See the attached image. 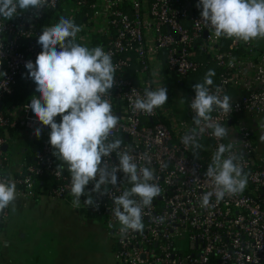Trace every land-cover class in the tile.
Listing matches in <instances>:
<instances>
[{
    "label": "built area",
    "instance_id": "obj_1",
    "mask_svg": "<svg viewBox=\"0 0 264 264\" xmlns=\"http://www.w3.org/2000/svg\"><path fill=\"white\" fill-rule=\"evenodd\" d=\"M201 11L193 0H48L38 16L34 10L24 12L17 7L18 15L13 19L0 17L2 102L13 95L20 80L28 78L26 61L35 62L42 51L37 43L43 30L39 23L47 12H62L64 17L72 18L82 26L77 39L103 47L117 65L116 85L105 98L121 119L110 139L124 141L122 148L131 149L138 168L154 170L158 179L153 182L161 193L143 210V232L129 230L122 234L111 211L115 198L132 186L122 171L117 173L118 185L107 186L109 194L92 193L98 208L84 205L87 197L82 196L80 207L73 209L105 218L107 231L116 242L114 256L119 264H264V141L260 139L264 135V44L253 59L250 56L254 47L250 43L225 37L217 40L214 30L201 21ZM240 49L246 50L249 57L237 55ZM198 54L224 71L218 84L210 87L213 93L217 87L221 97L229 96L233 89L244 92L232 99V112L225 114L217 109L211 113L212 123L229 129L228 137L223 139L213 136V129L205 122L199 127L193 123L195 113L190 103L194 91L187 96L188 119L181 118L173 104L178 85L201 68L195 60ZM232 57L235 63L230 67ZM162 86L168 90L167 103L151 115L134 110L135 99L143 97L146 88ZM30 102L4 105L0 111V177H10L23 199L44 196L72 206L70 173L55 167L54 149L48 142L50 126L42 125L27 108ZM243 115L255 123L249 125L236 119ZM55 120L59 123L61 116ZM19 122L29 135L35 136L37 127L42 132L40 138L35 136L39 141L35 163L25 172L22 168L18 174H9V159L4 151L8 142L3 132ZM193 128L203 146L195 153L190 145L181 142ZM229 140L237 141L232 153L247 174V187L243 193L225 196L219 202L213 195L210 206L201 207L202 194L214 192L215 187L205 175L211 156L220 143L227 145ZM106 159L119 163L115 153ZM42 178L50 179L52 186L47 194L36 196V184ZM94 183L90 182L86 191H91ZM7 217L8 208L0 212V224Z\"/></svg>",
    "mask_w": 264,
    "mask_h": 264
},
{
    "label": "clouds",
    "instance_id": "obj_2",
    "mask_svg": "<svg viewBox=\"0 0 264 264\" xmlns=\"http://www.w3.org/2000/svg\"><path fill=\"white\" fill-rule=\"evenodd\" d=\"M47 2L0 0V17L13 19L18 15L17 7L24 12L34 10V15L38 16ZM196 7L202 9L201 21L214 30L217 40L225 37L249 43L264 39V0H198ZM81 31L82 26L64 16L55 25L43 27L37 40L42 51L35 62L28 60L25 63L27 76L36 84L38 94V98L36 95L31 97L27 108L42 125L50 126L48 142L54 149L53 155L62 165H67L70 173L74 197L72 207L79 208L81 197L86 196L83 204L98 208L92 193L109 194L107 186L116 187L117 173L122 171L132 186L115 198V207L111 211L121 225L122 234L129 230L143 232V210L150 207L161 193L159 185L153 182L158 177L150 167L138 168L131 149L122 148V139H110L121 119L105 98L111 95L109 90L116 85L117 65L103 47L89 48L77 43V34ZM234 63L235 57L230 58L229 66ZM215 75V70L209 69L203 82L192 86L195 96L190 107L195 113L193 123L196 126H201L203 121L213 129V136L223 139L228 137L229 129L220 123H212L211 113L217 109L225 114L232 112V98L228 95L221 97L219 87L212 92L209 86ZM167 92L163 86L154 90L146 88L143 97L135 99L134 110L153 114L154 109L168 102ZM58 115L61 116L59 123L55 120ZM203 131L204 128L200 127V132ZM41 132L42 129L37 127L34 135L40 138ZM198 135L193 128L181 138V142L190 145L194 153L203 147L197 140ZM260 139L264 141V135ZM236 143L235 140H229L227 145L220 143L211 156L205 175L214 181L215 187L214 192L202 194L201 207H209L213 195L219 202L225 196H236L246 189L247 174L232 153ZM112 153L118 157V164L106 159ZM93 181L94 187L86 191V186ZM16 198V183L10 177H0V212L14 205Z\"/></svg>",
    "mask_w": 264,
    "mask_h": 264
},
{
    "label": "crops",
    "instance_id": "obj_3",
    "mask_svg": "<svg viewBox=\"0 0 264 264\" xmlns=\"http://www.w3.org/2000/svg\"><path fill=\"white\" fill-rule=\"evenodd\" d=\"M193 3L196 6L198 0H193ZM258 40L259 39L249 42L254 47V53L250 56L253 59L258 57L264 44V39H260V41ZM195 60H198L196 56ZM19 82H21L24 88L29 92V100H31L33 95L38 97V94L35 92V83L30 82L28 78L22 79ZM243 93L244 92H242V90L233 89L229 92V96L232 99H237ZM179 97L180 93L177 87V96L175 99L177 98V101L179 100V109L182 111V113H180V117L188 119L186 112L187 98L186 101H182ZM3 136L8 142L6 148V154L9 159L7 172L9 174H18L22 170L26 160L34 157L39 141L35 136L27 134L20 122L15 127L5 130L3 132ZM21 200H16L15 203L21 210H23V212L35 211V213L39 214L32 215L27 218L25 222H23L24 224L21 226L23 228V230L21 229V233H23V235L21 236L20 242L13 241L9 238L10 223L8 222L7 217L0 230L1 233L5 231V235L3 239H1V245L4 249L1 251L2 257L0 264H74L76 262L77 264H82L79 262V259L82 254H85V252H83V250L81 252H77L74 247L77 246L84 238H87L85 237L87 232L97 229L100 237H105L106 239L108 236L110 237L107 228L105 234L103 230L99 229V224H96L93 218L81 215V212L73 209V207L66 201L55 200L44 196L33 200H23L27 203L22 202ZM60 219L62 221H59ZM56 221L61 223H74L76 231L74 233H71L70 231L59 232L58 227L54 226ZM45 222L47 223V226L44 228L45 231L54 233L58 232V235L66 236L67 239H69L68 243L60 245L58 242V249H50L49 247H51V245H47L46 248L48 249L46 252L39 249L38 246H41L42 243L40 241L39 234L35 230L38 226H41L43 229L42 224ZM27 230H33L34 232L28 233ZM27 234L30 236H27ZM109 256L111 257V255ZM113 257L115 259V256Z\"/></svg>",
    "mask_w": 264,
    "mask_h": 264
},
{
    "label": "rangeland",
    "instance_id": "obj_4",
    "mask_svg": "<svg viewBox=\"0 0 264 264\" xmlns=\"http://www.w3.org/2000/svg\"><path fill=\"white\" fill-rule=\"evenodd\" d=\"M258 41H260V39ZM77 43H80L89 48L94 47L93 44H89L88 42L79 41V38L77 39ZM192 83H197V80L196 81L192 80ZM178 102L179 100L177 101V98L176 99L174 98L175 109L180 114L182 113V111L179 109L180 107H179ZM175 103L177 106L175 105ZM6 104L9 105V103H6ZM236 119L238 121L240 120L249 125H253L255 123L254 119L249 118L245 115L239 116ZM16 200L18 201L21 200L22 202H25L23 200H26V199H23L21 196L17 194ZM16 200L14 201V205H9L8 207V222L10 223L9 238L12 239L13 241L20 242L21 236L23 235V233H21V229L23 230V228L21 227L22 224H24L23 222H25V220L31 217L32 215H36L39 213H35V211H29V212L24 211L23 212V210H21L18 207V205L15 203ZM13 207L15 208L14 211H13ZM81 215L86 216V217L88 216L82 213ZM90 218H93L95 220L94 222L96 224H99V229L103 230L106 234V228L108 227V225L106 224L105 218L104 217H91V216ZM59 221H62V220L60 219ZM74 225H75L74 223H65V222L61 223L58 221H56L54 224V226L58 227L59 232L70 231L71 233H74L76 231V227H74ZM42 226H43V229L41 228V226H38V228L35 231L39 234L40 241L42 243V245L38 246V248L43 250V252L47 251L48 249L46 248L47 245H51V247H49L50 249H58L59 243L60 245H64L68 243L69 239H67L66 236H60L57 234L58 232L54 233V232L45 231L44 228L47 226L46 222L43 223ZM4 232L5 231H3L2 233L0 232V262H1V257H2L1 251H3L4 249L1 245L2 244L1 239H3L5 235ZM27 232L32 233L34 231L27 230ZM98 234H99L98 230L93 229L90 232H87L85 234V237L87 238H84L77 246L75 247L73 246L77 252H81L82 250L83 252H85V254H82L81 258L79 259V262H81L82 264H118L116 259H114L113 257L115 250H116V242L114 241V239L110 238L109 236L106 239L105 237H100ZM27 236H30V235L27 234ZM109 255H111V257ZM74 264H77V262Z\"/></svg>",
    "mask_w": 264,
    "mask_h": 264
},
{
    "label": "trees",
    "instance_id": "obj_5",
    "mask_svg": "<svg viewBox=\"0 0 264 264\" xmlns=\"http://www.w3.org/2000/svg\"><path fill=\"white\" fill-rule=\"evenodd\" d=\"M61 8H62V6L60 7V9ZM62 16H63L62 12L60 14L59 13H53V12H49V13L47 12L44 15V17L41 19V21L39 23V27L41 29H43V27H45V26H50L51 24H55L59 21V19ZM237 55L248 56V53L244 49H240L239 52L237 53ZM196 57H197L198 61L201 63V68L199 69V71L197 73L190 75L189 77H187L185 80H183L178 85V89H179V93H180L179 98L182 99V101H186L187 96L194 91L192 86L196 83H192V80H194V81L197 80V83H202L206 72L209 69H214L216 75L214 77H212L213 84L211 86H209V87H214L218 84V82L220 81V77L224 72L219 66H217L214 62L210 61L208 58H206L203 54H198ZM28 97H29V92L24 88V86L22 85L21 82H18L17 86L15 87L13 95L9 96L7 99H5L3 101V104L6 106H19V105H22V104L28 102L30 99V98L28 99ZM6 103H9V105H7ZM53 161H54V165L56 168L60 169L65 174L69 173L67 171V165L66 164L62 165V162L59 161L56 156H53ZM34 163H35L34 157L26 160V162L23 165L24 172H25V168L27 166L33 165ZM61 165H62L63 170L60 167ZM6 169H7V166H6ZM24 172H23V174H25ZM36 185H37L36 196H38L40 194L45 195L48 193V189L50 188V186H52V181L48 178H42L39 180V182ZM41 190H42V192H41ZM36 198H38V197H36ZM81 213L90 216L89 214H87L84 211H82ZM2 225L3 224H0V230L2 228Z\"/></svg>",
    "mask_w": 264,
    "mask_h": 264
},
{
    "label": "water",
    "instance_id": "obj_6",
    "mask_svg": "<svg viewBox=\"0 0 264 264\" xmlns=\"http://www.w3.org/2000/svg\"><path fill=\"white\" fill-rule=\"evenodd\" d=\"M205 35H206V33H205ZM134 85H136V82H134ZM3 102L2 101H0V111H1V109L3 108ZM231 122V120H228V123H230ZM6 148L7 147H4V151L6 152Z\"/></svg>",
    "mask_w": 264,
    "mask_h": 264
}]
</instances>
